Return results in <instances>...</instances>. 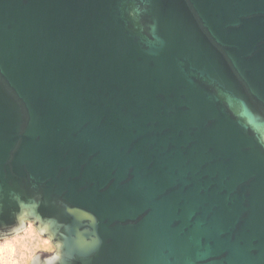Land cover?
<instances>
[{
    "label": "water",
    "instance_id": "1",
    "mask_svg": "<svg viewBox=\"0 0 264 264\" xmlns=\"http://www.w3.org/2000/svg\"><path fill=\"white\" fill-rule=\"evenodd\" d=\"M18 216L56 264H264V0H0Z\"/></svg>",
    "mask_w": 264,
    "mask_h": 264
},
{
    "label": "clouds",
    "instance_id": "2",
    "mask_svg": "<svg viewBox=\"0 0 264 264\" xmlns=\"http://www.w3.org/2000/svg\"><path fill=\"white\" fill-rule=\"evenodd\" d=\"M18 223L4 234L0 235V264H36L34 260L37 248L50 255L43 257L40 264H56L60 258L59 245L53 242V237L44 233L40 237L39 245L31 243L35 237L33 228L35 221L18 216ZM51 245L49 248L48 246Z\"/></svg>",
    "mask_w": 264,
    "mask_h": 264
},
{
    "label": "rangeland",
    "instance_id": "3",
    "mask_svg": "<svg viewBox=\"0 0 264 264\" xmlns=\"http://www.w3.org/2000/svg\"><path fill=\"white\" fill-rule=\"evenodd\" d=\"M33 232H34L36 235H35L34 238H32L31 243H33V244H35V245L38 246L39 243H40V237H41L42 234H40V233L36 230L35 226H34V228H33ZM48 247L50 248L51 245H49ZM38 250H40V249L37 248L36 252H37ZM40 251H41V250H40ZM36 252H35V253H36Z\"/></svg>",
    "mask_w": 264,
    "mask_h": 264
}]
</instances>
